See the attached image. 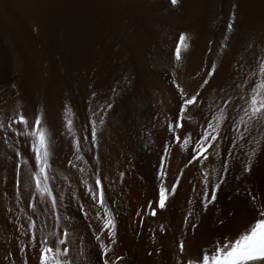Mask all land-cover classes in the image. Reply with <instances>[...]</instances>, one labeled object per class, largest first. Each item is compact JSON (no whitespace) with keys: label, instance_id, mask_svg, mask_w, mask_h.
I'll list each match as a JSON object with an SVG mask.
<instances>
[{"label":"bare ground","instance_id":"6f19581e","mask_svg":"<svg viewBox=\"0 0 264 264\" xmlns=\"http://www.w3.org/2000/svg\"><path fill=\"white\" fill-rule=\"evenodd\" d=\"M231 3L237 4L234 43L258 40L264 35V0H180L174 7L168 0H0V105L10 109L15 104L14 92H19L29 107L43 105L55 117L65 102L79 110L88 85L107 96L118 81L129 78L126 87L122 84V94L109 116L99 147L102 173L111 180L118 171L126 172L123 183L112 186L110 192L118 213L116 252L125 257L124 264H166L171 256L186 210L185 198L190 194L188 181L199 173L191 167L185 169L175 206L156 219L148 218L142 228L133 213L152 197L151 185L142 177L152 176L168 138L163 115L175 107L169 73L177 35L180 31L191 35V45L179 66L177 79L192 89L197 86L192 77L207 61L208 41L221 38ZM198 7L202 9L198 23L184 17L183 9ZM34 26L39 27L38 32L33 31ZM231 59L232 56L224 58L220 74L212 82L214 87L227 81ZM12 84L16 85L15 90ZM131 95L135 97L132 102L139 106L137 112L133 105H128L137 112L134 120L129 117L134 112L125 108ZM199 119L193 109L185 127H194L193 121ZM184 163V154L173 147L170 175ZM205 166L211 168L212 162ZM248 182L254 189H264V155H258L254 161ZM13 183L11 172L0 163V264L13 260L20 264L12 241L14 226L8 222L5 211L11 203ZM242 200V195L239 200L236 198L234 181L231 186H223L218 200L200 214L196 221L198 229L187 236L188 244L195 248L235 231L246 219ZM233 210L235 218L227 215ZM61 212L67 217L72 238L78 242L73 249L77 264H102L92 229L88 228L90 221L84 218L66 188ZM221 219L224 224L219 223ZM161 223L169 231L163 238L157 234V244L153 245L149 228ZM154 247H163V251L149 256ZM9 252L12 257H8ZM27 260L28 264H37V253L29 250Z\"/></svg>","mask_w":264,"mask_h":264},{"label":"snow or ice","instance_id":"6c2138e0","mask_svg":"<svg viewBox=\"0 0 264 264\" xmlns=\"http://www.w3.org/2000/svg\"><path fill=\"white\" fill-rule=\"evenodd\" d=\"M168 3L174 7L180 0ZM236 25L237 4L231 3L221 38L208 41L207 61L192 77L197 83L192 89L177 79L191 45L190 33L180 31L172 51L169 83L175 107L163 115L168 138L152 176L142 177L151 185L152 197L133 213L142 228L148 218L156 219L175 206L185 169L191 167L199 173L188 181L186 210L166 264H264V189H254L248 182L254 161L264 155V35L234 43ZM33 31L38 32L39 27L34 26ZM227 56H232L229 77L214 87L212 82ZM128 82V77L118 81L107 96L88 85L79 110L65 102L55 117L43 105L29 107L19 92H14L15 104L10 109L0 105V163L6 165L14 181L5 211L14 226L12 241L20 264H28L29 250L37 253V264H77L73 249L78 242L61 212L65 188L90 221L88 228L102 264H124L125 257L116 252L118 213L110 192L112 186L123 183L126 172L118 171L111 180L102 173L99 147L122 84L126 87ZM11 87L16 89L15 84ZM193 109L200 119L189 129L184 122ZM173 147L184 154L186 163L170 175ZM209 161L211 168L205 166ZM4 179L7 182V176ZM233 181L236 198L243 196L244 223L230 235L222 234L192 248L187 236L198 229L200 214L207 212L223 186H231ZM4 198L9 199L7 191ZM82 198H86L83 203ZM227 215L235 218L236 212ZM168 231L163 223L151 227L149 240L156 245L157 234L163 238ZM162 251L163 247H154L148 255ZM12 256L9 252L8 257Z\"/></svg>","mask_w":264,"mask_h":264},{"label":"rangeland","instance_id":"374dc122","mask_svg":"<svg viewBox=\"0 0 264 264\" xmlns=\"http://www.w3.org/2000/svg\"><path fill=\"white\" fill-rule=\"evenodd\" d=\"M195 11H196V13H195ZM182 13H183V15H184V17L187 19V20H189L190 22H193V23H198L199 21H200V19H201V17H202V9H201V7H198V8H196V9H183L182 10ZM195 20V21H194ZM133 99H135V97L134 96H132L131 95V97H129V100L127 101V105H125V108H126V110H128L129 108H132V107H129V106H132L133 105V110L135 109L136 111L139 109V106H138V104H136L135 102H132V101H134ZM130 102H132V103H130ZM130 103V104H129ZM134 103H135V105H134ZM129 105V106H128ZM136 108H135V107ZM138 106V107H137ZM129 107V108H128ZM128 112H130V113H133L134 115H132V116H129L130 117V119L131 120H134V119H132V118H137V115H136V113L137 112H139V110L135 113V111H132V109H129V111ZM128 112L126 113V111H125V113L127 114V115H130V113L128 114ZM139 114V113H138ZM126 115V116H127Z\"/></svg>","mask_w":264,"mask_h":264}]
</instances>
